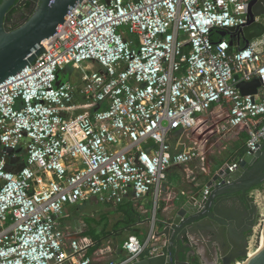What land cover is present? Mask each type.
<instances>
[{
    "label": "built area",
    "instance_id": "built-area-1",
    "mask_svg": "<svg viewBox=\"0 0 264 264\" xmlns=\"http://www.w3.org/2000/svg\"><path fill=\"white\" fill-rule=\"evenodd\" d=\"M250 4L83 0L71 9L34 62L0 83V264H134L160 253L159 212L176 173L192 188L173 201L200 189L205 198L220 168L209 152L221 155L244 128L243 155L264 144V32L236 49L212 39L247 25ZM254 18L264 26V14ZM69 66L82 71L81 84L61 79ZM255 79L257 93L243 95L238 82ZM81 101L88 108L78 113ZM215 104L226 118L202 137ZM178 130L193 132L191 148L173 147ZM243 155L224 163L231 173ZM20 161L23 169L7 170ZM87 201L132 203L147 233L103 246L66 224ZM261 216L247 257L264 233Z\"/></svg>",
    "mask_w": 264,
    "mask_h": 264
},
{
    "label": "water",
    "instance_id": "water-1",
    "mask_svg": "<svg viewBox=\"0 0 264 264\" xmlns=\"http://www.w3.org/2000/svg\"><path fill=\"white\" fill-rule=\"evenodd\" d=\"M28 1V16L22 13L18 18ZM82 1L0 0V83L34 62L44 51V42ZM250 14L247 25L240 29L227 28L225 34L239 33L246 44L261 36L264 26L254 17L264 14V0H251ZM260 86L259 79L237 84L243 95L256 94ZM24 167L25 164L6 168L17 172ZM261 184H264V144L256 152L243 155L234 172L231 173L227 164L222 165L206 184L205 198L200 189L194 197L182 198L171 206L167 217L158 220L156 236L160 253L134 264H197L196 246L205 250L203 256L211 259L209 264H233L241 259H244L242 264H264V247L253 259L247 257L248 235L259 213L248 191ZM236 238L244 244L237 253L234 252Z\"/></svg>",
    "mask_w": 264,
    "mask_h": 264
},
{
    "label": "rangeland",
    "instance_id": "rangeland-1",
    "mask_svg": "<svg viewBox=\"0 0 264 264\" xmlns=\"http://www.w3.org/2000/svg\"><path fill=\"white\" fill-rule=\"evenodd\" d=\"M81 74L82 71L72 68L71 66L68 67V73L64 75V73H61V79L64 81L71 80L76 84H81ZM86 102H78V108L77 112L80 113L84 109H87L88 106L86 105ZM82 108V109H81ZM221 105L215 104L213 108L211 109V112L208 113L205 116V124L207 127H203V134H201L202 137H209L211 128L216 129L223 123L226 116L225 114L221 113ZM221 115V116H219ZM219 118H215V117ZM239 134H234L232 136H229L225 139V142L229 144L228 150L224 151L221 155L214 154L212 152H209L210 159L209 162L214 164V166L217 168V164H221L222 160H227L233 152L238 149L241 145L243 146L244 142L242 140V132H238ZM188 135V136H187ZM217 132L213 134V136H216ZM190 137H193V132L188 133L185 130H178L174 133L173 137L171 138V142L173 147L177 149H189L191 148L190 143ZM213 140V139H212ZM204 144L208 141L203 140ZM221 147V145L214 146L212 148V151H217L218 148ZM20 151H23V148L19 149ZM23 158H25V153H23ZM19 161V160H18ZM25 163L20 161V164L18 167H22ZM211 164V165H212ZM180 174H183V169L179 170ZM182 184H180L181 186ZM184 187V186H183ZM253 195L255 197V202L258 205L259 208V220L262 218L261 213H264V184L261 186V188L254 189ZM71 216L66 220V224L70 226L71 228L80 229L83 231H88L90 227H93L97 230L98 233L104 231L106 232L102 236V243L103 246L107 245V241H110L112 243V246L115 247L116 245L122 243L125 241L130 235L134 234L135 230H148L147 226L139 227L137 224L135 226H127L125 227V223L122 222L121 228H118L117 230L114 228V226L119 222L123 221L125 219V215L117 210V206L113 204H96L92 201H87L85 204H81L80 206L76 208H71ZM86 217H91L95 219V222L88 223L86 220ZM258 219L256 222V227H258ZM254 234V230H251L249 233V237ZM145 238V237H142ZM258 247V244L252 247V251L256 250ZM239 262H243L242 260L235 262L233 264H237Z\"/></svg>",
    "mask_w": 264,
    "mask_h": 264
},
{
    "label": "crops",
    "instance_id": "crops-1",
    "mask_svg": "<svg viewBox=\"0 0 264 264\" xmlns=\"http://www.w3.org/2000/svg\"><path fill=\"white\" fill-rule=\"evenodd\" d=\"M238 34L235 33V34L228 35V34L224 33L225 38H227L229 41L233 42V48L234 49L238 48V46H244L246 44L244 36L243 35H238ZM219 116H221V115H219ZM217 118H219V117H217ZM237 134H239V133H237ZM241 136H242V140L244 142L243 143L244 145L243 146L241 145L238 149L235 150L236 152H239L240 154L242 153L243 150H245L244 147H245V141H246V138L244 137L243 132H242ZM217 137L219 138L220 134L217 133L216 136H213V138H214L213 141H215V139ZM234 152H233L232 155H234ZM23 153H25V150L24 151H19V155H21V157L23 156ZM232 155L227 160H222L221 163H225L226 161H228L232 157ZM25 157H26V153H25ZM22 159H23V157H22ZM217 168H219V167H217ZM214 169H216L215 166H214ZM173 182H174V184H173L174 191L172 193L168 192L164 196L163 201L161 202V209H160V212H159V219H165L167 217L168 210H165V207L168 206V208H169L174 202L176 203V200L173 201V196L174 195H176V197H179L181 191H191L192 186L189 183L182 181V179L180 178L179 172L176 173V175L173 177ZM180 184H182V185L180 186ZM168 190H170V189H168ZM85 203H87V202H85ZM149 207H150V209L152 208L151 206H149ZM137 226H139V227H143V226L149 227V222H147V221L140 222V220H139L138 223H137ZM138 231H139V234L145 233L144 230H142V231L138 230ZM146 233H147V231H146ZM205 263L209 264L208 261H204V260H201L198 264H205Z\"/></svg>",
    "mask_w": 264,
    "mask_h": 264
},
{
    "label": "trees",
    "instance_id": "trees-1",
    "mask_svg": "<svg viewBox=\"0 0 264 264\" xmlns=\"http://www.w3.org/2000/svg\"><path fill=\"white\" fill-rule=\"evenodd\" d=\"M224 33H225V31L214 30L213 33H212V39L214 41L215 40H219L220 38L225 37L224 36ZM242 132H243L244 137L247 139V137H248L247 128H244ZM244 153H245V150H243L241 154L243 155ZM258 188H261V186L258 187ZM73 208H76V207H73ZM117 210H119L120 212H122L125 215V219L123 221H119L114 226V228L116 230L118 228H121L122 227L121 226L122 222L125 223V225H126L125 227H127V226H135L138 223V221H139V213H138L137 209L133 206L132 203H124V204H121V205H119L117 207ZM86 220H87L88 223L95 222V219H93L91 217H86ZM104 231L98 233L95 228L90 227L89 230L85 232V234H87L89 236H92L96 240H100V239H102L103 234L106 233ZM134 234H139V231L138 230H135L134 231ZM241 260L243 261L244 259H241Z\"/></svg>",
    "mask_w": 264,
    "mask_h": 264
},
{
    "label": "flooded vegetation",
    "instance_id": "flooded-vegetation-1",
    "mask_svg": "<svg viewBox=\"0 0 264 264\" xmlns=\"http://www.w3.org/2000/svg\"><path fill=\"white\" fill-rule=\"evenodd\" d=\"M30 5V2L28 1V2H26V4H25V7H23L22 9L24 10V12L23 11H20L17 15H18V18L20 17V15L23 13V16L24 17H27L28 16V10L26 9L27 8V6H29ZM224 163H221V166L223 165ZM220 166V167H221ZM263 184H261L260 186H262ZM260 186H258V187H260ZM258 187H255V188H251L249 191H248V197L249 198H252V200L255 202V197H254V195H253V190L254 189H258ZM256 203V202H255ZM257 205V204H256ZM257 207H258V205H257ZM258 211H259V208H258ZM205 242V241H204ZM235 244L237 245V246H235V250H234V252H240V251H242L243 250V241L241 240V239H235ZM247 247H248V245H247ZM195 251L199 254L197 257H196V259H197V264L201 261V260H204V261H211V259L209 258V259H207V257L205 258V256H203L204 255V252H205V250L202 248H200L199 246H196L195 247ZM206 264V263H205Z\"/></svg>",
    "mask_w": 264,
    "mask_h": 264
},
{
    "label": "bare ground",
    "instance_id": "bare-ground-1",
    "mask_svg": "<svg viewBox=\"0 0 264 264\" xmlns=\"http://www.w3.org/2000/svg\"><path fill=\"white\" fill-rule=\"evenodd\" d=\"M263 216H264V213H263ZM263 247H264V233L262 234V236H261V238H260V242H259V244H258V247L256 248V250H254V251H250L249 252V255H248V257L250 258V259H253L262 249H263ZM237 264H242L241 262H239V263H237Z\"/></svg>",
    "mask_w": 264,
    "mask_h": 264
}]
</instances>
